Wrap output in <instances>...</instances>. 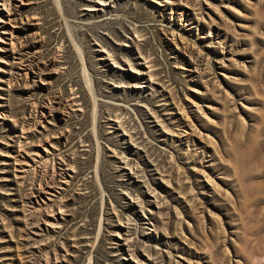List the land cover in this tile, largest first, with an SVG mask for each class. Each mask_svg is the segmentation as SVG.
I'll use <instances>...</instances> for the list:
<instances>
[{"label":"rangeland","instance_id":"1","mask_svg":"<svg viewBox=\"0 0 264 264\" xmlns=\"http://www.w3.org/2000/svg\"><path fill=\"white\" fill-rule=\"evenodd\" d=\"M4 1L0 264H264V0Z\"/></svg>","mask_w":264,"mask_h":264},{"label":"bare ground","instance_id":"2","mask_svg":"<svg viewBox=\"0 0 264 264\" xmlns=\"http://www.w3.org/2000/svg\"><path fill=\"white\" fill-rule=\"evenodd\" d=\"M7 3H8V0H5L4 1V4L5 5H7ZM10 7H8V9H9ZM9 10H11V9H9ZM12 13V12H11ZM11 15V14H10ZM12 16V15H11ZM15 19V18H14ZM0 20H4V17L2 16V15H0ZM1 46V45H0ZM2 47V46H1Z\"/></svg>","mask_w":264,"mask_h":264}]
</instances>
